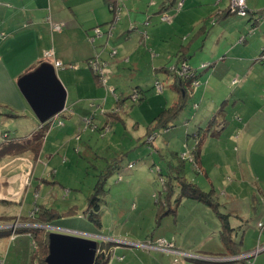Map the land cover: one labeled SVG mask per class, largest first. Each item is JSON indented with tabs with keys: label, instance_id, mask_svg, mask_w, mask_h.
<instances>
[{
	"label": "rangeland",
	"instance_id": "374dc122",
	"mask_svg": "<svg viewBox=\"0 0 264 264\" xmlns=\"http://www.w3.org/2000/svg\"><path fill=\"white\" fill-rule=\"evenodd\" d=\"M162 1L125 0L126 5L122 4L123 12L119 13L120 20L130 11L134 19L118 35L121 27H117L116 30V25L124 20L117 22L116 14L114 22L117 24L113 25L109 35L104 36V43L108 42V45L113 46L109 48L107 60L101 61L105 77L104 82L101 83L103 88L101 97L89 99L86 103L80 104L83 112L86 109L88 113L77 114L75 122L72 119L69 120L70 116L66 114L62 115L60 118L62 120L56 121L62 122V127L57 123L50 129L51 124H49L44 147L38 157L32 151L27 152L28 156H25L26 153L17 156L20 162L26 164L21 175L24 172L26 174L23 175L19 193L18 191L15 193L18 197L16 204L6 213H4V207L8 208V206L3 204L4 194L0 195V213L2 212L0 228L28 223L27 228H41L40 240H43L47 234L62 233V231L87 237L94 236L99 243L109 241L112 236L117 237L119 242L115 244L123 243V246L129 244L126 247L119 246V253L125 250L128 252V256L123 259L125 263L122 264H185V261L187 264H208V260L205 261L204 258L238 259L220 264H248L249 260L251 264H254L256 259L263 258L264 252L258 253L264 248V243L261 244L260 241L257 247L244 255L230 256L227 253H221L222 245L219 236L216 232L213 234L217 229L213 227L217 219L214 213L217 211H207L208 208L203 203L184 198L175 204L181 196L179 193L173 196V201L170 205L168 203V206L160 202V194L163 191L159 180L162 177L160 173L166 169L168 161L166 159L171 156V152H178L176 147L186 143L188 135L193 136L195 133L193 130L199 125L200 117L203 118L200 112L202 103L201 106L198 103L199 107L196 109L194 96L199 88L207 86L208 81L201 87L193 82L188 85L192 97L187 98L188 103L173 124L170 133L156 129L147 134L150 122L162 111L161 108H169L177 104L180 98V95L170 89V81L167 80H161L158 86L163 87V90L158 91L153 72L161 68V65L168 63L169 73L182 71L183 75L180 78L188 80L194 71L185 59H180V53L183 54L185 51L178 52L181 47L187 46V50L191 49L190 54H194L192 67L198 69L199 74L207 71L204 74L206 75L212 71L210 77L216 79L220 73V64L224 63L225 55L232 53L238 45H243L247 34L250 38L255 33V30L250 31L254 21L248 20L250 15L247 18L239 16L238 11L236 15L233 14L234 17L230 22L220 24V20H226L225 14L228 15L234 11L233 0H229L226 11L218 14H216L219 9L218 0H181L178 9L166 13L172 21L170 22L167 18L165 23L161 21L164 13L155 14ZM251 2L257 3V14H264V0H251ZM168 3L169 1H164L160 10L163 11V7H166ZM225 4L220 3V8H224ZM184 5L185 8H183ZM136 8H141L140 14ZM179 9L180 11L177 12ZM148 17H152L148 37L140 32L133 41L132 36L136 34L132 31L133 26L139 23L143 27ZM241 24L247 26L248 30L240 36ZM109 26H101V32ZM224 28L226 30L221 32ZM201 29L203 32L207 31L201 34L204 45L201 39L196 40ZM119 41L124 44L123 49L126 55L118 63L119 73L115 76L114 63L110 64V62L112 59L122 57L124 51L120 52L116 47ZM97 46H100V42ZM201 47L205 54L196 49ZM215 53H217L218 62L214 63L213 68L205 69L204 65L212 63L207 58ZM98 54L102 55V53ZM178 59H180L179 67L182 69L175 67ZM91 70L94 73L93 69ZM167 77L172 78L170 74ZM140 82L147 83L150 87L154 83L153 88L147 91V99L142 102L139 98L143 92L139 93L140 89L137 87ZM237 83L236 79L232 85ZM211 90L214 91L213 84ZM2 111L6 110L0 106V114L4 115H0V143L19 140L25 132H16L11 126H5L3 120L8 113ZM235 120L241 121L239 117ZM42 128L39 126L35 134L23 142H29L36 137ZM6 129L13 132L4 133ZM220 129H223L222 125ZM157 130L161 133L159 138L156 137ZM200 139L203 140L200 136H195L192 140L197 145ZM145 140L147 145L144 144ZM234 140V144L231 145L228 138L223 137L216 151L210 150L214 143L206 149L205 165L208 175L196 173L191 164L195 161L197 146L188 151L191 162H186L187 180L205 191L213 190L214 187V199L219 201L222 205L221 213L226 215L234 204L246 205L249 189L253 188L249 170L244 175L237 167L239 150L237 136ZM148 145H152L155 149L151 151ZM190 145H192L191 142L188 146ZM160 149L163 150L160 152ZM185 152H181V158L185 157ZM117 160L119 163H116ZM115 163L117 168L110 172L109 167ZM107 173L111 174L105 179ZM1 178L0 175L1 184L5 183ZM101 180L105 182L108 192L105 193L106 197L103 196L104 194L101 197L104 200L101 206L102 226L98 228L88 217L82 218V215L87 214L89 198L97 195L98 191L101 193L97 189ZM24 196L25 200L21 201ZM158 202L159 205L165 206L161 211H159ZM73 207L74 214L66 216L65 219L51 218L54 211L62 214L69 212ZM175 209L176 214L173 213ZM47 210L51 214H45ZM167 212L170 215L164 216ZM22 229L24 228H18L15 231L9 228L0 230V264H33L31 252L37 242L33 241L34 237L32 238L30 234L21 233ZM207 230H209L208 236ZM170 245H172L171 249ZM208 253L215 254L211 256ZM254 253L256 255L251 259L246 257ZM115 255L113 258L116 257ZM112 264L116 263L112 261Z\"/></svg>",
	"mask_w": 264,
	"mask_h": 264
},
{
	"label": "crops",
	"instance_id": "0c3cea01",
	"mask_svg": "<svg viewBox=\"0 0 264 264\" xmlns=\"http://www.w3.org/2000/svg\"><path fill=\"white\" fill-rule=\"evenodd\" d=\"M107 2L108 0H0V106L6 110L2 112L8 113L3 123L5 126L14 128L16 132H25L21 135L23 137L14 141L27 140L35 134L36 129L40 126V122L20 93L17 82L22 76L39 67L43 62V55L46 51L53 50L55 53V57L51 61L52 64H56V62L62 63V67L57 68V75L68 93L67 109L57 116L56 121L57 119L62 120L60 119L62 115L67 114L70 116L69 120L72 119L75 122L77 114L88 113L86 109L83 112V107L80 104L86 103V100L101 97V92L103 91L101 81L96 80L88 62L93 57H97L101 61L107 60L109 48L113 46L103 41L104 36L106 34L109 35L108 32L111 26L102 29L104 35L99 37L95 44H92L91 40L93 38L92 35L95 34L94 29L96 27L110 25L113 21L114 14L112 11L110 12V3ZM163 2L164 0L161 5ZM119 3L122 6V4H125V0H119ZM220 3H226L225 7L220 8ZM161 5L155 14L160 13ZM227 5H229V0H218L217 6L219 9L216 14L226 11L228 9ZM247 6L250 11L258 12L257 3L247 0ZM183 8H185V5ZM120 11L123 12L121 9ZM137 12L140 14L141 8H138ZM131 13L130 11L128 14H125L124 18H122L124 21L116 25V30L117 27H121L118 35L133 22L134 17L132 18L133 14ZM256 16L264 18V14ZM177 20H180V16ZM231 20L226 19L222 23H228ZM255 23L257 24L255 33L248 38V31L245 32L247 34L246 42L243 45H238L232 53H228L229 55H225L224 63L220 64V73L219 76L216 74V79L210 77L212 71L206 75L204 74L207 71L201 73V79L208 81V84L206 87L199 88V91L194 96V103H199L200 106L202 103L200 112L203 118L200 117V123L193 131L196 132L200 129L206 133V140L201 148V164L204 173L208 175L205 165L206 149L214 143L213 148L211 146L210 150L216 151L223 137H227L228 142L233 145L234 139L237 136L239 142L237 167L244 175L249 170L250 181L253 187L249 189V197L247 196L248 203L246 205L242 203L233 205V207L236 205L245 206L247 209L236 206L233 210V207H231L228 214L231 228L234 229L231 235L232 243L229 247L223 242L221 237L223 225L214 213L217 219L213 227L217 229L213 234L217 233L219 236V241L222 245L220 248L221 253H227L230 256L244 255L257 247L259 241L261 244L264 243V64L256 62V58L264 47V23L260 24L256 21ZM53 24L61 25L62 30L54 32L52 29ZM259 24L260 26H258ZM137 25L142 29L139 23ZM240 26L242 27L241 36L244 34V31L248 30V27L243 24ZM225 30L226 28L222 29L221 32ZM167 34L169 35V32ZM201 34L204 33L200 30L196 40L203 37ZM134 38H137V33L132 36L133 41L135 40ZM98 42H100V46H97ZM116 47L120 52L121 50L124 52L122 53V57H119L120 59H117V57L110 62V64L114 63L115 76L119 73L118 63L126 55V51L123 49L124 44L121 41L117 43ZM186 48L187 46H183L178 52L184 50V55L186 56H182V58L186 59L193 66L192 56L194 54H190L191 49L187 50ZM196 49L201 50L200 52L205 54L202 51V47ZM98 53H102V55ZM217 58V53H215V55L207 59L212 62L211 64H214L218 62ZM178 61L179 59L177 63ZM135 66L137 65L135 64ZM71 67L76 69L73 70ZM165 67L168 68V63L161 65V68L157 67L158 69L153 72L155 80L170 81V89L172 90V80L168 79L167 70H162ZM161 72L162 74H160ZM236 79L238 83L232 85ZM139 84L137 87L143 91L147 99V91L151 87L153 88L154 83L151 84V87L147 83L140 82ZM212 84L214 85V91L211 90ZM164 109L165 107L161 108L162 111ZM0 115L4 116L3 114ZM236 117H239L241 121L235 120ZM210 124L212 127H210ZM221 125L223 129H220ZM5 132L11 134L13 131L6 129ZM173 138L176 139V137ZM10 142L13 141L10 140L8 143L4 142V144L0 143V175L2 176L1 179L5 182L1 184L0 181V195L4 194L3 204L8 206V208L4 207V213L16 204L18 197L15 193L17 191L19 193L21 189L20 184L23 183V175L26 174L24 172L21 175L26 164L20 162V158L17 157L18 155L15 156L14 153L10 154L8 149L11 146ZM189 142L190 140L187 137L186 143L190 144ZM170 144L172 145V142ZM183 144H179L176 147L178 152L172 151L171 153L182 152ZM28 155V153L25 154V156ZM24 200L25 196L21 201ZM205 206L208 208L207 211L212 210L207 205ZM173 213L176 214L177 210ZM169 215L168 213L165 214V216ZM261 223L263 224V228L259 227ZM23 226L28 227L29 224L24 223ZM208 231L207 236L209 235ZM62 232L72 233L67 231ZM109 241L114 244L119 242L117 241V237L113 236ZM237 243L241 245L237 246ZM115 245L118 246L114 247L111 264L112 261L116 264L125 263L123 259L128 256V252L125 250L119 253L118 250L119 246L126 247L129 244H125V246H123V243ZM115 253L120 255L117 256ZM208 254L214 256L215 253ZM114 255L116 256L115 258H113ZM184 263L187 264L186 261ZM254 264H264V256L261 259H256Z\"/></svg>",
	"mask_w": 264,
	"mask_h": 264
},
{
	"label": "trees",
	"instance_id": "16d2710c",
	"mask_svg": "<svg viewBox=\"0 0 264 264\" xmlns=\"http://www.w3.org/2000/svg\"><path fill=\"white\" fill-rule=\"evenodd\" d=\"M164 1H169V3L167 4L166 7H163L164 10L163 11H159L160 13H164L166 14L168 11L173 10V9H178L181 0H164ZM107 3H110V9L112 10V13L114 14V18L112 23L110 24L111 27H113V25H116L118 21H120V9H121V4L119 3V0H108ZM180 11V10H179ZM177 10V12H179ZM236 12H232L228 15L225 14L226 18L224 19H233V14H235ZM249 14L250 17H248L249 21H254V24L252 25V27L250 28V31H254L256 29V23H263L262 21H264V18H258L256 15L257 12L255 11H250ZM116 14L118 17L117 22L116 21ZM236 15V14H235ZM247 18V17H244ZM152 17H148V20L145 22L144 26L142 27V29L139 28V26L136 24L133 26V30L135 31L137 34H141L145 33L146 37H148V28H150L152 26ZM162 21V18H161ZM163 22V21H162ZM220 23H222V20L219 21ZM133 24V23H132ZM111 27L109 28L111 30ZM99 29L100 30V26L96 27L94 29V32ZM109 30V31H110ZM101 31V30H100ZM201 31H203V29H201ZM205 31V30H204ZM109 33V32H108ZM203 33H207V31L203 32ZM103 34V31L101 32V36ZM101 36H97L96 33L94 35H92V39H95V41H92V44H95V42L97 41V39ZM91 39V40H92ZM203 41V37L200 38ZM247 40V36L245 37L244 41L246 42ZM204 44V41H203ZM184 49V48H183ZM184 50H182L183 52ZM185 53H180V59H184L182 58V56H186L184 55ZM264 47L260 52V55L256 58V62L261 63L263 62L264 64ZM97 57H93L89 60L88 64L92 61L95 60ZM188 58V57H187ZM179 59V60H180ZM101 61V60H100ZM186 61V59H185ZM44 62V61H43ZM179 62V61H178ZM187 62V61H186ZM188 63V62H187ZM189 64V63H188ZM262 64V63H261ZM190 65V64H189ZM191 66V65H190ZM176 68L179 67V64L177 63ZM214 67V64H209L207 66H204L205 69H211ZM192 71H194L193 75L188 79H182L180 78V75L178 72H174V73H169V68H163L162 70H167L166 74H170L172 76L171 80H172V90L177 93L178 95H180L179 98V102L173 106H171L170 108H165L153 121L152 123H150L149 127H148V133H151L153 131H155L156 129L162 131V132H167L170 133V129L172 128L173 124H175L176 120L178 119V116L182 113V111L184 110V108L186 107L187 102V98H191L192 97V93L189 91L188 89V85L190 83H199L200 87L204 86L206 84L207 81L202 80L201 79V74L198 73V69H194L192 66ZM95 73V72H94ZM95 76L97 78V80H99L100 75L95 73ZM157 82L161 83V80H157ZM139 93L141 90H138ZM143 92V91H142ZM191 93V94H190ZM184 95V96H183ZM140 102H142V100H145V96L143 94V96H141L140 98ZM196 109L199 107L198 103H195ZM212 124V123H211ZM210 124V125H211ZM212 126V125H211ZM210 126V127H211ZM156 131V137L159 138L161 133L160 131ZM49 131V126L45 125L40 131H38V134L36 137H34L33 139H30L29 142H23V141H13L10 142L11 146L8 147L10 154H13L15 156L23 154V153H27V152H34L38 157L40 151L43 148V144L47 135V132ZM6 133V132H4ZM205 135L206 133L202 130V132L200 131V129H198L192 136V134L188 135V138L190 136V142L192 145L186 146V143L184 142L183 144V151L185 152V157L181 158V152L180 153H176L173 152L171 153V158H167L166 160V169L162 170V172L160 173L161 176L160 177V183L163 186V191L160 194V202H164V205L168 206V203L170 205V203H172V199L174 195H177L179 193V195L181 194V196L179 197L178 200H176L175 204H178V201L180 199H184V198H188L191 200H196L198 202H201L205 205H207L208 207H210L212 210L217 211L215 214L217 215V217L219 218V220L221 221L223 228L221 230V237L223 239V242L226 246H230L232 241H231V235L234 232V229L231 228L230 225V217L226 214H222L221 213V205L219 204V201L214 199V190H209V191H205L202 188L196 186L195 184H191L187 178H186V162H191L189 160V150H192L193 148H197L196 150V154H195V161L191 162V164L193 165V167L195 168V172L196 173H202L204 174V169L202 167L201 164V148L202 145L204 143V139H205ZM195 136H200L201 138H203V140L200 139V142H193V138H195ZM189 142V143H190ZM8 143V142H7ZM145 145H147V142L145 140L144 142ZM149 146V145H148ZM149 149L151 151H153L155 148L151 146H149ZM161 150V149H160ZM171 159V160H170ZM116 163H119L118 160L116 161ZM114 164L113 166L109 167L110 172L111 170H114L117 168V164ZM108 169V170H109ZM111 173H107L105 176V179L109 177ZM104 176L102 177L103 180ZM100 181L99 182V189L101 191V193L98 191L97 195L89 198V206H88V210H87V214L82 215V218L84 217H88L90 219V221H92L93 223H95L98 228H101L102 223H101V214H102V204L104 202V200L101 199L102 195L106 197V194L108 192L106 186H105V182L104 181ZM100 193V194H99ZM159 205V202L157 203ZM164 205H159V211H161L163 209V207H165ZM75 210L74 207L72 209L69 210V212H63L62 214L57 213V212H53L51 218L52 219H58L60 218V220H63L66 218V216L70 215V214H74ZM172 212V211H170ZM173 212H176V209L173 210ZM168 213V212H167ZM45 214H51V212L45 211ZM157 215H159L157 213ZM165 216V214H164ZM41 228H24L21 230V233H27L30 234L31 237L33 238V241L37 242V245L35 247H33V250L31 252V258H32V263L33 264H46V258L48 257L49 254V236L50 234H47L45 236V238L43 240H40V237H42V235L40 236V231ZM35 239V240H34ZM39 245V246H38ZM236 245V244H235ZM240 246V243H237V246ZM116 245L113 242L110 241H102L101 243H99V252L97 254L96 260L94 264H110L111 259H112V254H113V250L114 247ZM44 257V258H41Z\"/></svg>",
	"mask_w": 264,
	"mask_h": 264
},
{
	"label": "water",
	"instance_id": "95a60500",
	"mask_svg": "<svg viewBox=\"0 0 264 264\" xmlns=\"http://www.w3.org/2000/svg\"><path fill=\"white\" fill-rule=\"evenodd\" d=\"M18 89L32 112L45 125L67 109L68 93L57 75V67L42 62L34 71L22 76ZM49 254L46 264H94L99 252V241L94 237L75 233H52L49 236ZM248 259L254 257L249 254ZM210 263L237 260L204 258Z\"/></svg>",
	"mask_w": 264,
	"mask_h": 264
},
{
	"label": "built area",
	"instance_id": "2783aa9c",
	"mask_svg": "<svg viewBox=\"0 0 264 264\" xmlns=\"http://www.w3.org/2000/svg\"><path fill=\"white\" fill-rule=\"evenodd\" d=\"M233 2H235L234 3V12H238L239 11V16H241V17H247L248 15H249V13H250V10L248 9V7H247V0H233ZM180 10V9H179ZM178 10V11H179ZM167 18L168 19H170V22L172 21V18L170 17V16H168L167 14H164L163 16H162V21L163 22H165L166 20H167ZM48 20H50V19H48ZM117 20H118V17H117ZM165 23H167V22H165ZM52 29H53V31L54 32H60L61 30H62V26L61 25H58V24H53L52 25ZM95 33H96V35L97 36H101V31L99 30V29H97L96 31H95ZM92 41L94 42L95 41V39H92ZM54 57H55V53H54V51L53 50H50V51H46L45 53H44V55H43V61L44 62H50L51 63V61L54 59ZM54 64V63H53ZM103 64H104V62H103ZM57 68L58 67H62V63H60V62H56V64H54ZM89 66H90V68L91 69H93V71L95 72V73H97V74H99L100 75V78H99V81H101V83H103L104 82V79H105V77H104V71H103V67H102V65H101V61H100V59L99 58H97V59H95V60H92L90 63H89ZM204 66H207V65H204ZM180 69H182V68H180ZM179 73V75L180 76H182L183 75V73H182V71H180V72H178ZM197 83V82H196ZM160 83L159 82H157L156 83V87L158 88V91H162L163 90V87L161 88V87H159L158 85H159ZM199 86H200V84L199 83H197ZM133 95H135V94H133ZM138 97V96H137ZM58 123V125H60L61 127L63 126V124H62V122H60V121H58V122H56V118H54V119H52V120H50L49 122H47L45 125H47L48 124V126H49V124H51V126H50V129H51V127L52 126H54V125H56ZM45 125H40L41 127H44ZM5 142V141H4ZM259 227L260 228H263V224L261 223V224H259ZM5 228H9V230H11V231H15V230H17L18 228H27V227H25V226H23V225H17V226H15V225H11V226H4L3 228H0V230H3V229H5ZM164 242V240H159V242ZM148 245H150V243H148ZM153 245H155V246H157L156 244H153ZM152 245V246H153ZM171 246L172 245H170V249H171ZM263 251H264V248L261 250V251H259L258 253H263ZM257 252V251H256ZM257 253V254H258ZM179 254H181V253H179ZM251 255H256V253H254V254H251ZM233 260H238V259H233ZM248 264H251L250 263V260H249V262H248Z\"/></svg>",
	"mask_w": 264,
	"mask_h": 264
},
{
	"label": "clouds",
	"instance_id": "9594fccd",
	"mask_svg": "<svg viewBox=\"0 0 264 264\" xmlns=\"http://www.w3.org/2000/svg\"><path fill=\"white\" fill-rule=\"evenodd\" d=\"M248 7V6H247ZM226 260H229V259H226Z\"/></svg>",
	"mask_w": 264,
	"mask_h": 264
},
{
	"label": "bare ground",
	"instance_id": "6f19581e",
	"mask_svg": "<svg viewBox=\"0 0 264 264\" xmlns=\"http://www.w3.org/2000/svg\"><path fill=\"white\" fill-rule=\"evenodd\" d=\"M18 235V234H17ZM16 236V235H15ZM151 243V242H150Z\"/></svg>",
	"mask_w": 264,
	"mask_h": 264
}]
</instances>
